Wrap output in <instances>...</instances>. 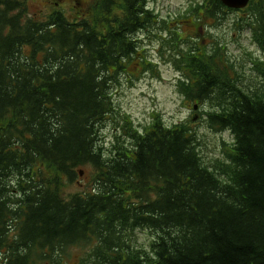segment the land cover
Instances as JSON below:
<instances>
[{
	"label": "trees",
	"instance_id": "obj_1",
	"mask_svg": "<svg viewBox=\"0 0 264 264\" xmlns=\"http://www.w3.org/2000/svg\"><path fill=\"white\" fill-rule=\"evenodd\" d=\"M150 1L99 0L94 25L0 0V264H264V58L245 90L196 48L178 55L179 93L233 138L221 165L184 124L129 127L107 156L99 142L110 85L156 30ZM198 8V24L228 9ZM245 9L264 56V0ZM86 167L91 184L66 195Z\"/></svg>",
	"mask_w": 264,
	"mask_h": 264
},
{
	"label": "rangeland",
	"instance_id": "obj_2",
	"mask_svg": "<svg viewBox=\"0 0 264 264\" xmlns=\"http://www.w3.org/2000/svg\"><path fill=\"white\" fill-rule=\"evenodd\" d=\"M22 1L27 2L28 13L39 19H44L54 10L64 12L71 20L87 18L94 25L101 18L95 12L99 0ZM204 1H150L149 9L157 21L156 30L150 35L141 34L138 37L139 55L116 74L110 85L115 115L106 121L99 141L106 156L115 150L118 137L121 142L124 141V130L130 127L132 131L144 133L154 122L160 121L168 127L184 124L192 128L206 164L215 167L224 162L225 151L232 146L233 138L229 132L217 133L208 127L204 115L208 105L193 109L194 104L184 100L179 93L177 82L182 73L178 64L182 59L178 55L190 53L196 48L211 57L220 72L228 71L229 78L238 84L240 82L245 90L262 87L254 65L261 63L264 56L251 33L245 29L250 10L226 9L219 20L198 24L196 22L201 17L198 7ZM204 108L206 111H203ZM80 170L84 173L65 186L66 195L79 192L85 185L91 184V168ZM137 236L138 246H148L149 233L139 231Z\"/></svg>",
	"mask_w": 264,
	"mask_h": 264
},
{
	"label": "water",
	"instance_id": "obj_3",
	"mask_svg": "<svg viewBox=\"0 0 264 264\" xmlns=\"http://www.w3.org/2000/svg\"><path fill=\"white\" fill-rule=\"evenodd\" d=\"M221 3L228 9L243 10L248 7L251 0H220ZM197 109V106L194 107ZM196 120V117L193 118ZM82 175V172L80 173Z\"/></svg>",
	"mask_w": 264,
	"mask_h": 264
}]
</instances>
